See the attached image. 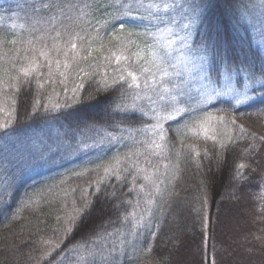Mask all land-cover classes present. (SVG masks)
Returning <instances> with one entry per match:
<instances>
[{
    "label": "trees",
    "instance_id": "trees-1",
    "mask_svg": "<svg viewBox=\"0 0 264 264\" xmlns=\"http://www.w3.org/2000/svg\"><path fill=\"white\" fill-rule=\"evenodd\" d=\"M130 2L0 0V142L34 141L46 155L41 161L34 154L15 158L12 151L24 148L16 145L0 153V264H264V52L253 30L262 0H203L210 7L193 38L194 48L208 56L213 82L219 85L226 73L236 87L251 86L255 97L239 105L217 99L197 112L186 106L185 116L164 124V139L149 131V116L123 111L139 109L124 69L138 75L156 68L137 61V45L147 36L121 17ZM111 12L114 33L99 24ZM52 15L62 32L55 41ZM122 20L123 30L117 27ZM75 32L85 39L74 41L76 59L70 52L72 67L65 70L63 51ZM45 44L51 76L47 60L31 51ZM33 56L39 68L17 80ZM152 139L160 147L142 143ZM94 140L97 147L72 151ZM28 158L39 167L33 164L30 174L20 166ZM109 165L113 170L105 175ZM69 218L77 225L71 233Z\"/></svg>",
    "mask_w": 264,
    "mask_h": 264
},
{
    "label": "rangeland",
    "instance_id": "rangeland-1",
    "mask_svg": "<svg viewBox=\"0 0 264 264\" xmlns=\"http://www.w3.org/2000/svg\"><path fill=\"white\" fill-rule=\"evenodd\" d=\"M144 2L147 4L150 2V0H144ZM154 2H160V0H154ZM139 11L144 12L143 9H140ZM137 14L138 13L136 11L132 12L133 16ZM144 14L147 15V13ZM159 15L163 17L165 21H167L168 17L172 15V13L165 14L164 12H160ZM114 20L115 15H113L112 12L107 13L100 20L99 24L103 27H107L111 33H114ZM122 21L124 24L125 20ZM134 21L137 23L135 25L138 28L136 31L140 33L147 31L148 33L154 34L147 36V39L142 41L139 45L140 54L144 57V59L155 66V64L161 63L159 54H161L162 51L168 52V55L164 58L163 62V67L167 70V75L161 73L157 67L152 69L145 67L142 69L144 74H142V72L138 74L139 79L137 83L139 84V87L134 85L136 88V94L134 96L135 105L139 109H143V111L147 112V116L150 118L153 115L151 109H159L162 103L165 102L161 100V97H165L166 100H171L175 95L178 97L179 106L184 108L188 106L193 112L200 111L204 106H206L205 104L201 103V100L204 92L210 89L226 91L227 89L232 88L239 91H244L247 88L249 90V95L253 98L255 97V95L252 94L250 90L251 86L246 84L242 89L236 87L233 79H229L230 76L226 73L223 74L221 83L219 85L211 80L209 76L208 56L205 53L198 51L193 46L194 32L197 23L193 24L190 29L181 30L180 23L169 26L166 22L161 23L155 18H153L151 23H149L148 20L143 22L138 20ZM121 22L117 24L118 29H121ZM181 23H187V21H181ZM124 27H126L125 24ZM130 28L129 32L131 33L132 30H130ZM254 28L256 30L257 45L264 52V0H262V4L255 14L253 30ZM186 32H190V36L188 37L186 43H184L181 41V38L185 36ZM153 51L158 53L155 64L153 63ZM221 98L233 99L231 95H226L217 97L213 101ZM252 99L243 101L242 103L248 102ZM153 121L155 123V120ZM149 131L153 133V137L155 139L159 138V136L154 135L152 126L149 128ZM12 145L22 146V148L24 147L22 154H16L14 151H12L15 158L21 157V159H23L34 154L33 158L37 161H41L46 156L39 152L41 147H39L34 141H26L24 146V144L18 143L16 137L3 138V141L0 142V153L3 152L5 147L12 149ZM33 164L35 165V163H32L31 158H28L27 161H21L20 166L21 168L25 169L24 172L30 174L33 172ZM37 168L39 167L35 165V169Z\"/></svg>",
    "mask_w": 264,
    "mask_h": 264
},
{
    "label": "snow or ice",
    "instance_id": "snow-or-ice-1",
    "mask_svg": "<svg viewBox=\"0 0 264 264\" xmlns=\"http://www.w3.org/2000/svg\"><path fill=\"white\" fill-rule=\"evenodd\" d=\"M47 7L51 8H60L61 12L63 11L62 7L60 5H48ZM75 7V6H73ZM86 7V5H85ZM123 7V12L121 13V17L126 18V19H132V20H138V21H145L148 20L149 23L152 22L153 18H155L156 20H159L161 23H167L169 26L173 25V24H177L180 23L181 26V30H187L190 29L192 27L193 24L200 22L203 17L201 15L203 9L210 7V4H205L202 3L200 4H192V3H186L185 0H160V2H154V0H150V2H148L147 4L144 2V0H135V3H125L124 5H122ZM143 9L144 12H140L139 10ZM136 11L138 14L133 16L132 12ZM160 12H164L165 14L168 13H172V15H170L168 17V20L165 21L163 17H161L159 15ZM144 13H147V15H145ZM179 17V19H178ZM78 18H82V17H78ZM57 17L55 15H52L51 17H49V21L51 23V27L52 29L56 32L55 36L51 37V39L58 40L61 35L62 32L57 29ZM68 21L72 22L73 21V17L69 16L68 17ZM181 21H187V23H181ZM59 23L61 25V27L63 28L65 34H67V27L68 25L64 24L63 19L61 18L59 20ZM124 24L123 21L120 24V28L121 30H123ZM99 30H97V34H98ZM134 33H130V35H132ZM137 35H140L139 33H135ZM143 35L145 36H150V35H154L152 33H148L147 31H145L143 33ZM190 36V32H186L185 36L181 38V41L186 43L188 37ZM39 40H43L44 37L41 36L38 38ZM85 39L84 36L81 35L80 32H75L74 35H72V38L67 41L66 43V47L63 51V55L65 57V60L63 61V67L65 70L69 69L72 67V64L69 62V53H73L71 59L72 61H75L76 56H75V51L77 49V44L74 42L75 40H81L83 41ZM29 44H33L32 41H29ZM89 47H91V44L89 43ZM154 47V45H153ZM137 49L138 51L135 53L137 61L144 59L143 56H141L140 54V50H139V46L137 45ZM53 50L57 53V55L60 54L61 52V48L57 45V44H53ZM31 51H33L34 53L36 51H39L40 56L44 57L45 60H47L48 62V67H49V76L52 75L51 72V68H52V64H53V60L49 57V50L47 49V44L44 45V47H42L41 49H36L34 46L32 47ZM89 55H91V53L89 52ZM158 53H156L155 51H153L152 56H153V63L155 64V60L157 57ZM160 55V64H155V66L158 68V70L163 73L164 75H167V70L163 67V62H164V58L168 55L167 51H162ZM124 59H128V57H123ZM120 57H117V60L119 61ZM55 64H56V68L57 70L60 69L61 66V61L59 59L55 60ZM39 64L36 61L35 56H33L32 60L29 61L28 65L22 69H20L17 77H15L17 80L19 79V75H23L24 77H29L31 76V74L33 72H35L37 70V68H39ZM81 71H83V69H81ZM124 71L127 72L128 77L131 78V83L128 84V87L131 88L133 87V85H135L136 87H139V84L137 83L139 76L137 75V73L135 71H132L131 69H124ZM226 71L231 72L232 69H226ZM61 75H64L63 72L60 73ZM249 78H251V74H249ZM229 79H231V77H229ZM121 82H124V78L121 77ZM115 83V81H114ZM42 87V85H41ZM226 95H231L232 98L235 100L236 104L239 105L240 103H242L243 101L252 99L253 97H251L249 95V90L246 88L244 91H239L236 89H232L229 88L226 91H217L216 89H210L206 92H204L201 103L207 105L209 103H211L215 98L220 97V96H226ZM162 101H165L164 103H162L161 107L159 109L156 108H152L151 112L153 113L152 115V119L155 120V123L152 125V130L154 132L155 136H159L160 139H164V124L166 122L169 121H173V120H177L180 117H183L186 115V113H188V109L179 106V100L177 96H173L171 100H166L165 97H161ZM123 111L128 112L131 111L133 113V115L139 111L141 115H148L147 112L143 111V109H136V108H132L131 110L125 108L123 109ZM211 118V117H209ZM220 121L222 123H224V118L220 117L219 118ZM197 124H199L200 126L204 125L206 123V121H199V122H195ZM236 121L235 120H231V124H235ZM189 125L185 124V128H188ZM122 131L124 132H128V129H122ZM138 131V130H137ZM241 131H243V128H241ZM183 136H187L188 133L187 132H183L182 133ZM226 136V138L228 140H231L232 137L229 136L227 134V132H225L224 134ZM261 140L264 141V137H261ZM103 141V137H101V142ZM218 143H220V147L224 148L226 147V144L223 143L222 141H217ZM142 143H145L146 145H150V146H155V147H160V145L157 144L155 139H152L151 141H143ZM181 145L183 146V140H181ZM98 144L97 142L94 140L91 144L87 143V142H81L80 144H77L74 148H72V151L75 153L81 152V151H87L90 148H94L97 147ZM189 148H191V146H188ZM179 155V153L177 154ZM197 155H199V153H197ZM119 163V161H117V164ZM241 169H243L245 167L244 164H241L239 166ZM113 170V166L109 165L107 167L104 168V173L105 175H108L111 171ZM138 171H145L143 169H138ZM76 176H83L85 175L84 172H77L75 173ZM144 179L146 182L152 184L154 187L156 186V181L152 179L151 176L149 175H145ZM97 183H100V181H98ZM144 189L141 188V191H143ZM156 191L159 192V188L156 187ZM149 199L147 201L148 204H152L154 203V201L151 199L152 193L149 192L147 193ZM87 203L85 202V207L87 208ZM136 215L135 209L133 210V212L129 213V216L134 217ZM127 220V218H126ZM137 223H139V221H137ZM77 226L75 223V219L74 218H69L68 220V224L66 227V231L68 233H71L73 231V228ZM133 236H135V232L133 231L131 233ZM109 235H111V233H109ZM148 251H151V249H148ZM112 253H109V258L111 257ZM86 260V258H84Z\"/></svg>",
    "mask_w": 264,
    "mask_h": 264
}]
</instances>
